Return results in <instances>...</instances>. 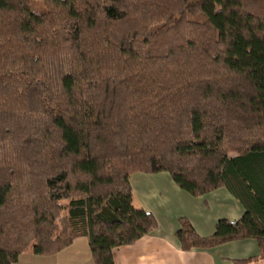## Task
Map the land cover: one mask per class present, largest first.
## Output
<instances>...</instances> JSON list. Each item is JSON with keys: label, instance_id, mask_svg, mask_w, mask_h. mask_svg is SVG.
I'll use <instances>...</instances> for the list:
<instances>
[{"label": "trees", "instance_id": "16d2710c", "mask_svg": "<svg viewBox=\"0 0 264 264\" xmlns=\"http://www.w3.org/2000/svg\"><path fill=\"white\" fill-rule=\"evenodd\" d=\"M243 206L183 250L264 259V0H0V264L87 237L94 264L158 229L132 175Z\"/></svg>", "mask_w": 264, "mask_h": 264}, {"label": "crops", "instance_id": "0c3cea01", "mask_svg": "<svg viewBox=\"0 0 264 264\" xmlns=\"http://www.w3.org/2000/svg\"><path fill=\"white\" fill-rule=\"evenodd\" d=\"M131 182L133 205L152 212L159 226L152 234L133 244L115 247V264H234L236 259L258 254L255 239L233 241L207 250H183L176 238L181 217L188 218L203 236L212 235L221 218L232 221L241 218L244 208L227 189L194 196L178 187L171 175L168 177L165 172L136 173L132 175ZM162 185L170 188L164 189ZM155 210L162 218L156 215ZM16 264H94V260L88 238L80 237L54 255H37L28 249ZM246 264H264V259Z\"/></svg>", "mask_w": 264, "mask_h": 264}, {"label": "rangeland", "instance_id": "374dc122", "mask_svg": "<svg viewBox=\"0 0 264 264\" xmlns=\"http://www.w3.org/2000/svg\"><path fill=\"white\" fill-rule=\"evenodd\" d=\"M165 174L168 175V177H170V174H169L168 172H165ZM162 187H163L164 189H168V188H170L169 186H163V185H162ZM155 213H156L157 216L161 217L160 214H159V212H158L157 210H155ZM172 216H173V214H172ZM161 218H162V217H161ZM171 220H172V219H170L169 222H171ZM178 227H179V228L181 227V223H180V222H178ZM15 264H16V263H15Z\"/></svg>", "mask_w": 264, "mask_h": 264}]
</instances>
